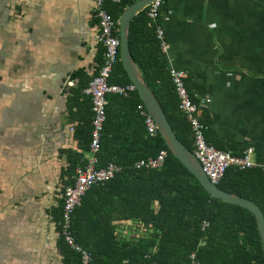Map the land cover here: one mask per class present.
<instances>
[{"label": "crops", "instance_id": "0c3cea01", "mask_svg": "<svg viewBox=\"0 0 264 264\" xmlns=\"http://www.w3.org/2000/svg\"><path fill=\"white\" fill-rule=\"evenodd\" d=\"M159 23L162 62L187 74L208 143L264 161V0H165ZM98 31L91 0H0V264H73L52 217L69 161L89 155L78 85L102 62ZM111 225L120 242L152 234L134 218Z\"/></svg>", "mask_w": 264, "mask_h": 264}, {"label": "trees", "instance_id": "16d2710c", "mask_svg": "<svg viewBox=\"0 0 264 264\" xmlns=\"http://www.w3.org/2000/svg\"><path fill=\"white\" fill-rule=\"evenodd\" d=\"M136 1L104 0L103 6L111 18L118 19ZM147 8L129 23V52L172 130L193 152L192 133L178 108V97L169 70L162 62L155 29L148 25ZM90 80L78 85L82 94ZM108 82L131 83L120 59ZM114 101L124 112L119 123L115 121L118 115L110 113ZM107 103L96 168L112 162L120 166L121 171L112 179L91 186L72 214V234L77 243L92 252V264H264L254 215L239 205L209 196L169 152L159 134L148 136L142 115L145 109L137 92L127 97L109 94ZM89 108L91 112L90 101ZM90 122L91 118L87 128L89 140ZM161 149L167 151L161 169L133 167L136 161L154 156ZM69 164L61 193L74 183L75 169L84 166L86 159L75 154ZM217 186L254 202L264 215V171L261 169L230 167ZM61 210L62 202L60 211L52 217L56 223ZM115 215L140 220L152 234L145 239L120 242L111 225ZM203 221L208 222L205 229L201 227ZM66 249L73 264H79V255L67 246Z\"/></svg>", "mask_w": 264, "mask_h": 264}, {"label": "built area", "instance_id": "2783aa9c", "mask_svg": "<svg viewBox=\"0 0 264 264\" xmlns=\"http://www.w3.org/2000/svg\"><path fill=\"white\" fill-rule=\"evenodd\" d=\"M98 18V41L103 47L102 62L97 73L91 78L83 89V94L88 97L91 105L90 140L88 157L84 166L75 169L74 183L67 186L62 196L61 217L57 221L60 236L64 243L79 255V264H92V253L76 242L72 234V214L80 205L81 198L93 185L112 179L121 171V167L109 162L106 166L96 168L98 163L97 153L100 150L101 136L106 120L107 95L115 94L123 97L136 91L130 83L126 85L109 84L108 80L119 59V21L113 20L104 8V0H91ZM119 2V0H111ZM165 0H152L149 4L146 17L149 26L154 27L156 39L159 42L161 53L166 52V42L163 29L159 23L160 12ZM169 76L178 97V108L183 112L188 121L193 137V154L200 163L202 170L212 184L217 185L223 178L225 171L230 167L239 169L259 168L264 171V161L253 159V150L248 148L238 154L224 151L208 143L205 139L207 126L198 115V105L194 103L185 85L187 74L183 71L169 69ZM73 81L67 82L73 86ZM144 125L149 137L158 134L157 127L152 117L143 111ZM167 151L161 149L156 155L140 159L133 164L136 169H161L164 165ZM202 229L208 227V222H202ZM193 257V255H191ZM155 264V263H154Z\"/></svg>", "mask_w": 264, "mask_h": 264}, {"label": "water", "instance_id": "95a60500", "mask_svg": "<svg viewBox=\"0 0 264 264\" xmlns=\"http://www.w3.org/2000/svg\"><path fill=\"white\" fill-rule=\"evenodd\" d=\"M151 2L152 0H138L125 9L120 16L119 59L122 67L131 80V83L135 86L145 111L154 120L158 134L169 152L198 180L209 196L229 204L239 205L254 215L264 256V215L259 206L248 199L225 192L209 181L193 152L189 151L182 144L172 130L160 103L149 89L140 70L130 55L128 47L129 23L139 11L148 6Z\"/></svg>", "mask_w": 264, "mask_h": 264}]
</instances>
